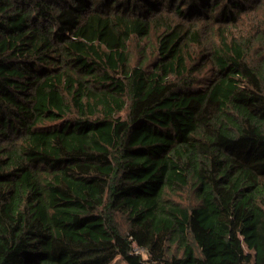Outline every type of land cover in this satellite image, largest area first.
Segmentation results:
<instances>
[{
	"label": "trees",
	"instance_id": "1",
	"mask_svg": "<svg viewBox=\"0 0 264 264\" xmlns=\"http://www.w3.org/2000/svg\"><path fill=\"white\" fill-rule=\"evenodd\" d=\"M263 10L0 0V264H264Z\"/></svg>",
	"mask_w": 264,
	"mask_h": 264
},
{
	"label": "rangeland",
	"instance_id": "2",
	"mask_svg": "<svg viewBox=\"0 0 264 264\" xmlns=\"http://www.w3.org/2000/svg\"><path fill=\"white\" fill-rule=\"evenodd\" d=\"M261 14H264V10L261 11ZM201 47H196V52H200ZM110 264H127L124 260H122L121 256H117Z\"/></svg>",
	"mask_w": 264,
	"mask_h": 264
}]
</instances>
